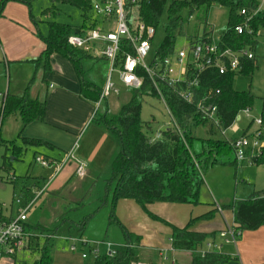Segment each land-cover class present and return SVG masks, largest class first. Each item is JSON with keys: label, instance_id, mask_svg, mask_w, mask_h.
<instances>
[{"label": "trees", "instance_id": "obj_1", "mask_svg": "<svg viewBox=\"0 0 264 264\" xmlns=\"http://www.w3.org/2000/svg\"><path fill=\"white\" fill-rule=\"evenodd\" d=\"M15 2L30 5L32 0H1L0 20L4 18V12L8 5ZM50 3L51 7L43 11V16L57 17L60 12L59 6L65 5L73 7L83 14V24L81 27H73L56 22L48 23V36L41 37L45 48L33 64L37 67H43L44 71L48 72L51 70V57L53 55L58 54L66 58L73 64L80 78L82 99L96 104L100 99L102 89L86 81L83 72V62L91 57L70 47L67 43L70 36L84 35L94 27L92 23L89 25L88 21V14L91 11L90 1L50 0ZM213 6L224 7L230 11L228 26L219 42V47L222 50L240 51L248 48L254 51L258 45L260 30H264V19L254 17V13L261 7L259 0H183L173 2H169V0H140L138 10L140 21L147 27H154L158 31L167 9V22L163 26L165 36L163 42L159 45V54L165 57L175 51L179 39L186 36L187 21L183 14L188 12V15L192 18L195 12L204 10L207 16L208 11ZM244 10L247 11V16L241 15V11ZM251 17L252 19H250ZM205 25L204 27H207V17ZM237 26L244 27V34L238 35L235 32ZM192 38V41H197L199 37L194 36ZM255 63L254 60L243 63L242 75L251 77L256 66ZM234 78L235 75L233 74L220 76L216 71L205 73L201 86L202 97L207 95L214 97L219 109L221 126L216 128L208 125V135L211 137L200 140L202 150L198 154L194 153L195 137L193 136L192 127L189 125V120L191 116L195 115L196 109L194 106L181 101L172 89L166 88L164 93L175 118L186 133V143L176 131L165 132L163 139L160 141L153 142L151 140L149 135L153 132L152 126L155 122H144L141 119L144 97L149 95L157 100L153 86L148 80L142 89L133 90L129 103L122 108L118 115H110L108 109L101 115L97 112L95 117L99 115L100 118L96 122L106 128L115 137L119 145V150L111 161L107 178L100 183L101 177L97 176L95 184L86 191L88 193L101 184L103 195L96 200L97 205H94L92 210H88V205L78 200L70 202L58 214L54 222H46L45 219H43V223L42 220L33 222V225L29 226L33 237L29 241L28 247L13 258L12 263L53 264L54 238L59 235L64 227H67L70 231H76L78 238L85 239L88 244H98V242L86 239L85 235L88 234L90 225L97 214L111 206L105 237L100 242L108 243L107 240L112 238L110 233L116 230L119 232L120 240L125 245V249L118 250L113 257L108 255L98 256L92 264H134L133 259L137 256L141 238L130 233L118 220L116 216L118 202L121 200L134 201L151 219L161 222L164 221L150 213L148 206L158 203L194 206L200 204L201 188L205 185L204 176L207 170L216 164H223V159L233 155L230 143L221 138V131L229 129L239 113L250 109L255 102V98L251 93L234 90ZM31 85L32 82L19 96L12 94L5 96L1 109V122L12 116L19 118L23 128H27L36 122H45L47 102L31 97ZM218 90L221 92L219 95L216 94ZM194 119L195 122L201 123L197 118ZM261 120L264 122V99ZM18 138L25 148L49 146L43 140L22 138V134ZM0 146L12 149L16 158L22 153V149L17 147L14 142L9 143L0 140ZM48 161L54 163V161ZM263 161H260L257 165L264 164ZM71 163L69 162V164ZM11 169V163H7V160H5L0 167V172L4 171L10 176L12 175ZM74 177L73 173L71 179H74ZM10 183L14 185L15 190L18 178L14 174L10 176ZM32 190L36 194L42 188L34 186ZM15 199L14 196V203ZM224 208L234 211L235 224L242 232L257 231L264 226V190L254 194L247 201L237 202L231 207ZM214 211L217 212V210ZM213 214L214 212L191 221L183 229L170 225L172 228V248L177 251L193 252L201 247L207 240L208 235L193 232L191 227L200 220L211 218ZM0 218L11 220V217H4L1 204ZM111 229L113 230L111 231ZM19 256L21 258H18ZM230 261L229 257L219 254H210L205 258L194 255L192 264H228Z\"/></svg>", "mask_w": 264, "mask_h": 264}, {"label": "rangeland", "instance_id": "obj_2", "mask_svg": "<svg viewBox=\"0 0 264 264\" xmlns=\"http://www.w3.org/2000/svg\"><path fill=\"white\" fill-rule=\"evenodd\" d=\"M173 1L183 0H169V2ZM50 7V0H32L30 5L21 2L10 3L4 13L6 17H4L0 22V31L5 37H7L13 33L11 27H14L16 29L18 28L21 34H24V31L28 30L33 35V37H35L36 42L40 44L42 42L41 37L48 36V23L56 22L58 24H66L73 27L82 26L84 17L79 10L64 5L59 6L58 9L60 12L57 17L43 16V11ZM88 16H90V13L88 14ZM229 16V9L220 6H213L208 11L207 16L204 10L195 12L192 18H190L188 12H185L183 14V17L187 21V33L185 37L179 39L177 46L181 48H187L188 45L186 43L188 42V40L203 32L200 30H202V28L206 26V17L208 25L207 30L212 33L211 37L213 39V43L218 44L226 32L229 22ZM257 17H261L264 19V2L260 7V13L257 15ZM166 22L167 9L162 17V25L157 31V35L155 38L156 47L161 45L164 40L165 34L163 26ZM258 38L259 43L255 50V55L258 62L257 70L254 72L252 77H236L233 83V87L235 90L239 92H251L255 97V103L251 107V111L248 115L249 117L246 118L244 117V115H242L244 118L243 122L241 124L237 123V126L242 130L245 129V127L251 120H257L261 117V99L264 98V30L263 34H259ZM23 41L24 42L21 44L22 47L27 48L28 46H30L29 40ZM26 53L27 52L24 51L23 55ZM5 54V50L4 48H2V53H0V94L2 96L6 94L8 88L10 90V94H14L16 90H21V86L24 85V83H30L31 81V88L34 92L37 90H41V86L45 88V85L41 78L44 69L37 67L35 64L26 62L32 58H29L31 54H27L25 57L26 59L9 60L10 63L8 65H6L4 61ZM110 67V62L106 59H88L83 62L84 77L87 81L93 82L96 86L103 88L110 74ZM113 79L120 89V94H113L106 102H104L100 110L98 111L99 115H101L106 110V108L109 109L110 115H118L121 112L122 108L129 103L132 97V90L124 88L120 84L116 75H114ZM2 96L0 97V137L4 142L12 143L13 141L15 144L16 142H18L16 146L22 149V153L17 156V161H14V158L16 157H14L13 150L6 149L4 146H0V167L3 165L4 161L7 160V163H11L12 174H15V176L18 178V184L16 185L14 190V185L10 183V176L4 171L0 172V203H6L8 204V206H11L14 196H21L25 189L31 190L34 188V186L43 187L44 184L42 178L53 179L55 183L59 181L61 178V171L56 174V167L54 168V171H52L50 169H43L39 164L36 163V158H43V156H52L53 152L52 150L47 148H25L18 138L22 124L17 116H12L1 122V109L3 104ZM99 115L97 117H94L96 120L94 122L92 121L91 123L93 127H99L96 124V121H98L100 118ZM153 118L156 121V123L152 126L153 132H156L159 129L164 130L168 122V115L165 107L160 101L147 95L144 97L142 102L141 119L144 122H149L152 121ZM105 129L100 128L101 131ZM104 133L106 135L109 134L107 131ZM196 134L197 137H205L203 130H197ZM229 136L233 135L229 134ZM201 150V143L196 141L194 144V153H201ZM117 151L114 155L117 154ZM234 160V157H232L229 161H226V163L216 164L214 166H211L207 170L204 176L205 185L201 190L200 206L192 207L189 205L157 204L155 207H157L156 209H158L161 214V217H159L168 223L172 222L171 219H180L184 217V215L185 219L187 217H194L195 219V217L198 216L200 212H205L207 210L208 205L217 203L218 206H232L237 201L248 200L255 192H261L264 188V166L255 167L250 164H244L237 171L236 167L233 166ZM109 167L110 165H108L107 169L100 170L99 172L101 173L95 174L93 177H91V179L85 178L84 180H81L79 177L75 176L74 179H72L68 184V186L62 191L60 189L61 187L58 189V184L54 189L50 190L51 192L54 190L56 191V193L53 195L48 191L44 192L36 201L35 205L29 213L31 221L35 222L37 220H42L43 223V219H45L46 222H54L57 219L58 214L63 211V209L68 206L70 202H75L78 200L80 202L83 201L84 204L88 205V210H92L93 206L97 205L96 200L103 195L101 184L91 189L88 193H86V191L90 186H93L95 184L94 182L97 176L101 177L99 180L100 183L103 179L107 178L109 174ZM67 169L68 168L66 167L64 171H66ZM110 210L111 206L101 210L97 214V217L90 225L87 236L90 235L92 238H101L102 236H105ZM225 211L230 214V210ZM119 212L121 216H123L121 213L122 208H120ZM146 219H149L152 224L149 228L142 229V231H145L144 236L146 237V247L140 248L138 250V254L134 259V262L137 264H155L160 260L157 251L162 250L161 247H158V250L152 249L150 247V237L154 235L153 230H156V233L158 234L157 237L163 243H169V225H167L166 223H160L161 221L156 222L150 219L147 215ZM123 220H126L127 223L125 224H130L129 226H131V228L139 227L135 219L131 215H124ZM113 229H111V231ZM61 231L62 232L58 235L59 239L61 240L65 239L66 235L68 236V238L69 236L75 238L77 235L74 232H71L69 234L66 227H64ZM110 235L113 237H119V232L113 230ZM66 241L68 243L72 242L70 239H66ZM61 246L62 242L55 239V249L53 255L56 251H60L59 247L61 248ZM91 249L94 252L98 251V256H104L108 253V246L106 244L93 245ZM68 257L73 258L74 261L67 264H92L95 260L94 254H91L89 256L90 259L87 261H82L80 258L71 255H68ZM18 258H21V256H19ZM165 258H168V260H170L171 255L169 254L168 256L167 254ZM65 259L68 261L67 257ZM165 261L167 260L165 259ZM0 264L13 263L12 261H6ZM55 264H63V261L61 260V258H57Z\"/></svg>", "mask_w": 264, "mask_h": 264}, {"label": "built area", "instance_id": "obj_3", "mask_svg": "<svg viewBox=\"0 0 264 264\" xmlns=\"http://www.w3.org/2000/svg\"><path fill=\"white\" fill-rule=\"evenodd\" d=\"M89 1L96 27L84 35L70 36L67 43L70 47L88 55L106 59L111 65L110 74L102 89L100 99L96 103V111L92 119L104 102L113 94H120V89L113 79L116 75L120 84L132 91L142 89L148 80L153 86L157 100L164 105L168 123L164 130L159 129L153 134L151 137L153 142L162 140L164 133L171 131H176L186 142V133L175 118L164 93L166 88L172 89L184 103L195 107V117L199 122L216 128L221 126L219 109L214 97L212 95L202 97L201 86L205 73L216 71L220 76L238 73L242 69L244 59L251 61L255 59L253 52L247 49L222 50L202 36L197 41L187 42V48L175 49L171 54L163 57L159 54V47H155L156 29L147 27L140 21L138 10L140 0ZM259 1L261 4L264 2V0ZM259 13L260 8L254 13V17H257ZM241 15L247 16V11H241ZM244 31L242 26L235 28L238 35L244 34ZM220 93V90L216 92L217 95ZM244 113L248 115L250 110L247 109ZM254 124L257 126L255 132L236 139L228 138L229 130L221 131V136L230 143L238 165L244 163L254 165L264 158V122L258 119ZM77 145L76 143L75 148ZM69 162L76 163L77 177L86 176L87 164L76 160L73 151L66 155L62 163L56 165L40 157L36 158V163L43 168L56 167V174L62 171ZM44 191L45 189H42L36 193L35 197L26 204L20 197H17L15 203L20 205L17 216L11 217V220L0 218V263L11 261L28 247L33 237L29 229V213ZM216 210L223 216L222 207L217 206ZM241 233L242 231L233 224L226 226L220 236L225 244L236 245ZM107 246L106 255L115 256L117 251L112 248L111 244ZM214 247L209 245L207 253L219 248ZM89 249L91 245L85 239L78 238L71 246V251H79L85 260L90 254H94L97 258L98 251L94 252ZM201 255H206V253L202 252Z\"/></svg>", "mask_w": 264, "mask_h": 264}, {"label": "crops", "instance_id": "obj_4", "mask_svg": "<svg viewBox=\"0 0 264 264\" xmlns=\"http://www.w3.org/2000/svg\"><path fill=\"white\" fill-rule=\"evenodd\" d=\"M4 17L6 16L4 15ZM89 20H88L89 25L92 23L94 25L92 29H94L97 24L94 22L95 19H94V15L92 11H90ZM1 21L2 19L0 20V22ZM11 30L13 33L7 37H5L0 31V53H2V48H4L5 53H6L4 56L5 64L8 65L10 63L9 60L26 59L25 57L27 54H31L29 58L31 57L32 58L26 62L33 64V62L36 61L40 57L41 53L43 52L45 48L44 44L42 42L38 44L36 42L35 37H33V35L28 30L24 31V34H21L18 28L16 29L14 27H11ZM200 31H203V32L201 34H197L196 37H202V36L206 37L208 40H210L213 43V39L211 37L212 33L207 30V27H203L202 30ZM261 33L263 34V30L260 31V34ZM192 39L193 38L189 39L188 42L191 41ZM23 40L25 41L29 40L30 46H28L27 48L22 47L21 44L24 42ZM215 45L219 46V43ZM178 48H181V47L177 46L176 49ZM247 50L254 53V56H255L254 61L256 62L255 63L256 66L254 68V72H255L258 68L257 57L255 55L256 49L252 51L247 48ZM24 51L27 53L23 55ZM89 56L91 57L90 59H94V60L103 59V58H96L91 55ZM248 61L250 60L244 59L243 63H246ZM40 68H43V67H40ZM242 68H243V65H242ZM242 71L243 70L241 69L240 72L233 73V75H235V78L238 76H244L242 75ZM41 78L45 85V88L41 86V90H37L35 92L33 91L32 88H30V95L33 99H38L39 101H42V102L44 99V101L47 102V112H46L45 122L44 123L36 122V123L29 125L27 128L21 127L19 135L22 134V138L39 139V140H43L46 143H48L49 146H41L35 149L47 148V149L52 150L53 152L52 156H43L42 159H45V160L48 159L50 161H54L53 165L62 163L63 160L66 158V155L69 154L71 151H73V156L76 160L87 164L86 176L80 179L81 180H84L85 178L91 179V177H93L95 174H100L101 173L99 172L100 170L107 169L108 165H110L112 159L115 156L114 154L116 153L117 150H119L118 142L115 139V137L113 135H110V132L106 130L102 125L96 123L100 128L102 129L104 128L109 133V134L107 133L108 135L104 133L106 132L105 130H103L104 131L103 132L100 130L99 127L92 126L91 123L92 121L94 122V119H95V118L92 119V117L94 116L97 105L87 102L82 99L81 81H80V78L73 64L70 61H68L66 58H63L62 56L58 54L53 55L51 57V70L48 72L43 70V75ZM27 83L28 82L24 83V85L21 86V90H16L14 94L12 93L11 94L17 95V96L23 94L24 90L27 88L29 84ZM90 83L94 84L93 82H90ZM103 88H100V89H103ZM7 94H10L9 88L7 89V92L5 95L2 96L0 94V97L1 96L3 97V101ZM263 99L264 98L261 99L262 105H263ZM249 110L251 111V108ZM242 115H244V117L246 118L249 117L248 116L249 114L246 115L244 111H241L239 113L234 124L229 129H227L229 130L227 132V136L229 139H236V138L243 137L245 135H250L253 132H255V130L257 129V126L254 124L255 120H251L244 130L240 129L237 126V123L241 124L243 122L244 118ZM194 118H196L195 115L191 116V119L189 120L190 122L189 125H191L193 134H194L193 136L195 137L194 143L196 141L200 143L201 139H207L211 137L208 135V131H209L208 125L210 124L205 125L203 123H198L197 121L195 122ZM153 121L156 123L154 118L152 121H149V122H153ZM197 130H203L205 137L204 138L197 137V134H196ZM154 133L155 132H152V134L149 136L152 137ZM229 134L230 135L232 134L233 136H229ZM221 138L224 139L222 136ZM0 140L2 141L1 137H0ZM76 143L78 145L75 148ZM16 144H18V142H16ZM232 157H234L235 159L234 153L232 156H229V158H225L223 160V163H226V161H229ZM262 160L264 159H261L260 161ZM14 161H17V158H14ZM244 164H247V163H244ZM244 164L238 165L236 160H234L233 166H235L236 170L238 171V169L242 167ZM252 166L262 167L264 166V164L262 165L254 164ZM66 167L68 169L64 171ZM66 167H64L63 171L60 172L61 178L56 183L54 182L53 179L42 178L44 186L41 188L45 189L44 192L48 191L51 193L50 190L54 189L58 184H59L58 189L61 187L60 188L61 191L64 189L63 188L64 186L65 187L68 186L69 181L72 180L71 176L73 175V173H74V176H76L75 174L76 163L72 162ZM43 169H47V168H43ZM50 170L54 171V168L52 167L50 168ZM204 181H205V178H204ZM203 187L201 188V190L203 189ZM55 193H56L55 190L52 191V195ZM257 193L255 192L254 194H257ZM254 194H252L251 197ZM200 196H201V193H200ZM19 197L22 199L23 203L26 204L29 200L35 197V192L32 189L31 190L26 189L24 190V194ZM13 200H12L11 206H8V204L6 203H3V204L0 203L3 206L4 217L8 218V217L17 216V212L20 208V205H17L16 203H14ZM244 201H247V200H244ZM237 202H242V201H237ZM158 204H166V203H158ZM156 205L157 204L148 206V211L152 213L153 215L157 216L158 218H160L161 214L158 211V209H156L157 208L155 207ZM173 205H187L188 206V204H173ZM200 205H201V202L198 206ZM189 206L197 207L194 205H189ZM217 206H218L217 203L208 205L207 210L205 212H200L198 216L195 217V219L194 217H191V218L187 217L185 219V215H184V217L180 219H174V218L171 219L172 220L171 223H168L161 218L160 219L163 220L164 222L154 220L156 222L166 223L170 227L169 243H165V242L163 243L157 237L158 234L156 233V230H153L154 235L150 237V240H151L150 247L156 250H158V247H161L162 249V250L157 251L160 257V260L157 261L155 264H192L194 255H197L201 258H205L207 255H210V254H219V255L229 257L231 261L228 264H264V226L257 231L242 232L241 236L238 238L236 245L225 244L220 234L225 230L226 226L233 225V224L236 225L234 221V211L231 209H228L230 210V214H228V212L225 211L227 209H225L224 207H231V206H221L220 205L219 207H222L224 210V214L222 216L218 211L217 212L214 211L216 210ZM120 208H122L121 213L123 216H121L119 212ZM212 212H214V214L211 218L200 220L191 227V230L193 232L208 235L207 240L203 243L201 247H198L193 252L177 251L172 248L171 246L172 228L170 225L177 227L179 229H183L187 227L191 221L200 219L201 217L208 215ZM145 214L146 213L141 209V207L131 200H121L118 202L117 207H116V216L118 220L126 227V229L130 233L141 238V243H140V247L138 248V250L140 248L146 247L145 245L146 237L144 236L145 231H142V229L149 228L152 224L151 221H149V219H146L147 214L146 215ZM124 215L126 216L131 215L135 219L139 227L136 226L137 228H131V226H129L130 224H125L127 222L126 220H123ZM120 219L123 220L124 222L121 221ZM32 225H33V221H31L30 214H29V226H32ZM61 232L62 231H60V233ZM67 232L69 234L71 232H74L77 234L76 231L74 230L70 231L68 228H67ZM87 235H85L86 239H88L89 241L98 242L99 245L100 244H106V245L111 244L112 248L116 251L125 249V245L121 242L120 237L112 236L111 239L107 240L108 243L107 242L101 243L100 241H103L105 236H102L101 238H92L90 235L89 236ZM55 239L62 242V246L61 248L59 247L60 251L55 252L54 254L55 260H54V255H53L55 248L53 247V252H52V258L54 261L53 264H55V262L57 261V258H61V260L63 261V264L72 263L74 259L68 257V255L80 258L82 261H87L90 259L89 256L91 254L88 255V259L85 260L82 258V253H80L79 251L78 252L71 251V246L75 243L76 239H78V235H76L75 238H72L71 236H69L68 238V236L66 235V238L63 239L65 241L59 239L58 236L55 237L54 240ZM66 239L67 240L70 239L72 242L68 243ZM93 245H97V244L95 243L91 244V248ZM209 245L213 247L218 246L219 248L217 250L211 251L210 253H207ZM213 249H215V247ZM89 250L91 251V249ZM202 252H205L206 255H201ZM166 253L168 254V256L169 254L171 255L170 260H168V258H165V256L167 255ZM66 257L68 258V261L65 259ZM134 259H133V263L137 264L134 262ZM165 259L167 261H165Z\"/></svg>", "mask_w": 264, "mask_h": 264}, {"label": "water", "instance_id": "obj_5", "mask_svg": "<svg viewBox=\"0 0 264 264\" xmlns=\"http://www.w3.org/2000/svg\"><path fill=\"white\" fill-rule=\"evenodd\" d=\"M77 33H79V31H77Z\"/></svg>", "mask_w": 264, "mask_h": 264}]
</instances>
